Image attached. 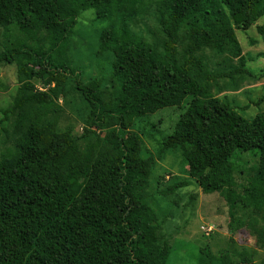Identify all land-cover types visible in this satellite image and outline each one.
I'll list each match as a JSON object with an SVG mask.
<instances>
[{"label": "trees", "instance_id": "1", "mask_svg": "<svg viewBox=\"0 0 264 264\" xmlns=\"http://www.w3.org/2000/svg\"><path fill=\"white\" fill-rule=\"evenodd\" d=\"M148 1L156 4L167 36L163 51L128 26ZM90 8L96 21L106 23L98 40L100 50L113 57L119 93L112 103L100 95L103 79L84 83L67 50L79 15ZM263 15L264 0H0V27L24 35L5 48L0 61L21 65L22 91L34 90L24 77L43 78L47 86L55 82L49 91L19 97V104H37L35 118L26 125L19 115L16 147L0 158V264H167L171 247L161 241L163 223L148 198L153 159L142 157L141 137L131 132L138 120L165 107L182 111L172 132L159 139V157L179 149L189 176L202 187H217L212 183L217 172L234 168L247 179L244 196L264 202V111L247 119L192 73L196 67L197 75L211 77L194 47L214 44L221 51L224 42L238 47L236 29L254 26ZM185 23L194 42L180 63L177 40ZM5 37L11 39L8 32ZM67 76L86 101L88 123L108 130L91 165L83 161L73 130L47 118ZM230 212H237L232 203ZM243 218L247 214L238 219ZM257 235L264 247V225ZM255 253L224 264L252 263Z\"/></svg>", "mask_w": 264, "mask_h": 264}, {"label": "rangeland", "instance_id": "2", "mask_svg": "<svg viewBox=\"0 0 264 264\" xmlns=\"http://www.w3.org/2000/svg\"><path fill=\"white\" fill-rule=\"evenodd\" d=\"M93 9L82 12L78 24L68 40L67 50L71 66L83 71L82 81L90 83L93 78L103 79L100 95L106 102H114L119 93L112 77V55L100 50L98 37L106 25L96 21ZM154 1H148L141 13L128 23L132 32L140 35L156 49L165 50L167 36L163 31ZM5 32L11 37L6 40ZM24 35L17 29L6 31L0 27V54L8 46H16ZM238 47L224 42L220 51L214 44L203 43L193 48V54L204 62L209 79L192 73L201 82H208L213 96L233 105L247 119L264 111V15L250 28L236 29ZM194 40L188 23L178 34L177 57L180 63L189 57ZM17 62L0 61V158L13 151L21 135L18 128L19 115L26 125L35 118L36 103L19 104V97L30 95L36 89L49 91L55 82L47 86L43 78H25L34 84V90L22 91ZM28 67H32L29 63ZM56 110L50 111L48 120L57 119L59 129H72L79 137L82 159L85 164L95 162L97 153L106 140L107 129H99L88 123V108L74 78L66 77L64 85L57 88ZM184 110V109H183ZM180 107H165L138 120L131 132L141 137V155L152 158L151 185L148 188L149 203L156 209L163 223L162 243L171 247L167 264H224L226 259L240 262V254L251 255L252 263L264 264V247L258 243L257 230L263 226L264 202L252 203L244 196L247 179L235 169L223 174L218 171L212 180L214 185L201 186L189 176L188 166L179 149L167 150L159 157L158 141L173 130ZM179 118V117H178ZM145 131V132H144ZM149 132V133H146ZM144 133V134H143ZM253 161V160H252ZM235 178L234 184L228 181ZM179 182L186 185L174 193L160 194L165 188ZM237 211L231 215L230 205ZM247 218L239 220L241 215ZM253 217L256 221H249Z\"/></svg>", "mask_w": 264, "mask_h": 264}]
</instances>
